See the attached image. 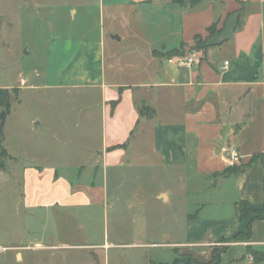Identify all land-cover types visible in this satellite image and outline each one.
I'll return each instance as SVG.
<instances>
[{
	"label": "crops",
	"instance_id": "0c3cea01",
	"mask_svg": "<svg viewBox=\"0 0 264 264\" xmlns=\"http://www.w3.org/2000/svg\"><path fill=\"white\" fill-rule=\"evenodd\" d=\"M99 5L109 10L114 24L131 27L135 43L145 42V48L127 62L118 58L108 63L103 31L96 39L60 45L48 65L46 87L100 93L102 148L94 163L104 173L103 185L72 182L57 167H30L23 180L24 204L65 208L103 202L109 171L138 164L152 168L159 160L170 176L172 170L193 172L216 189H234L231 213L207 215L201 206L196 216L187 215L186 240L151 243L170 246L176 254L159 264H187L189 256L209 260L218 244L228 246L221 264L241 262L247 244L264 247V220L254 221L250 242L233 241L249 222L241 218L238 202L264 208V160L254 158L264 155V0H100ZM199 36L207 46L197 50L196 64L169 61L190 53ZM230 148L240 152L244 166L236 175L223 174L234 165L228 160ZM175 180L187 182L179 190H161L157 197L181 202L186 187H197L186 175ZM29 248L46 247L37 242ZM20 253L23 263L25 254ZM245 259L254 264L250 256Z\"/></svg>",
	"mask_w": 264,
	"mask_h": 264
},
{
	"label": "rangeland",
	"instance_id": "374dc122",
	"mask_svg": "<svg viewBox=\"0 0 264 264\" xmlns=\"http://www.w3.org/2000/svg\"><path fill=\"white\" fill-rule=\"evenodd\" d=\"M99 2L0 0V88L11 91L10 112L0 132L8 151L0 168V264L171 262L172 247L151 243L186 240L187 215L196 216L201 206L207 215L232 211L230 185L216 189L206 177L195 179L193 172L172 170L170 176L159 160L152 168L138 164L109 171L103 202L65 208L24 204L23 180L30 167H57L59 175L72 182L103 185L104 173L95 170L94 163L102 148L100 93L46 87L48 65L60 45L96 39L103 31L108 63L118 58L127 62L145 48V42L135 43L132 28L114 24ZM120 33L122 41L114 38ZM3 110L0 107V114ZM185 175L197 187L185 188L183 202L166 203L165 196L157 197L161 190H179L187 181L178 184L175 179ZM37 242L46 248L31 250Z\"/></svg>",
	"mask_w": 264,
	"mask_h": 264
},
{
	"label": "trees",
	"instance_id": "16d2710c",
	"mask_svg": "<svg viewBox=\"0 0 264 264\" xmlns=\"http://www.w3.org/2000/svg\"><path fill=\"white\" fill-rule=\"evenodd\" d=\"M199 0H194L197 2ZM216 25H213L209 28L210 34L215 31ZM207 40H204L201 36L197 38L196 44L190 48V52L192 51H200L205 50L207 46ZM0 107L4 108L7 113L10 112L11 107V91L8 88H0ZM118 146H113L110 149H115ZM8 151L5 147H3V143L0 137V168L4 167V163L1 160L2 156H7ZM254 158H261L264 160V155H256ZM244 169L243 165L234 164L233 166L227 168L223 174L226 175H236L242 172ZM238 207L240 210L241 218L242 219H249L247 225L246 232H238L235 236L233 241H245L250 242L252 238V225L256 220H264V208L256 209L252 207V204L248 200H241L238 202ZM228 246L224 245L221 247H214L211 252V257L209 260L200 261L193 256H189V261L187 264H221L222 261V254L227 250ZM247 256H250L254 264H264V247H256L251 244H247L246 246V253L243 256L245 259ZM178 259L175 260L177 262Z\"/></svg>",
	"mask_w": 264,
	"mask_h": 264
},
{
	"label": "built area",
	"instance_id": "2783aa9c",
	"mask_svg": "<svg viewBox=\"0 0 264 264\" xmlns=\"http://www.w3.org/2000/svg\"><path fill=\"white\" fill-rule=\"evenodd\" d=\"M199 53L197 51H192L186 55L180 56L178 58L169 59L170 62L178 63L181 66L191 67L199 61ZM227 65L228 62H225ZM228 160L232 164H239L241 160L240 152L236 148H230L228 150Z\"/></svg>",
	"mask_w": 264,
	"mask_h": 264
},
{
	"label": "water",
	"instance_id": "95a60500",
	"mask_svg": "<svg viewBox=\"0 0 264 264\" xmlns=\"http://www.w3.org/2000/svg\"><path fill=\"white\" fill-rule=\"evenodd\" d=\"M7 116V111L3 110L0 114V132H2L4 124H5V119Z\"/></svg>",
	"mask_w": 264,
	"mask_h": 264
}]
</instances>
